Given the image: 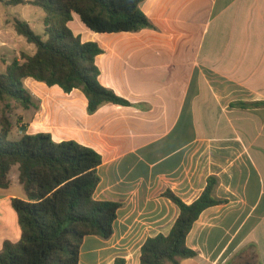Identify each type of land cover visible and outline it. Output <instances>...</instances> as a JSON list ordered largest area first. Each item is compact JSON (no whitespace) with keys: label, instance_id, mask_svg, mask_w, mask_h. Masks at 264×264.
<instances>
[{"label":"crops","instance_id":"0c3cea01","mask_svg":"<svg viewBox=\"0 0 264 264\" xmlns=\"http://www.w3.org/2000/svg\"><path fill=\"white\" fill-rule=\"evenodd\" d=\"M140 8L155 29L82 39L103 50L100 83L131 106L89 114L81 90L26 80L35 103L26 132L97 151L94 198L121 205L113 235L87 236L79 264H140L146 240L168 235L179 216L165 193L192 204L211 176L224 203L194 223L186 243L197 255L180 264H264V107L238 105L264 102V0H145ZM9 188H0V250L21 235L11 200L26 196Z\"/></svg>","mask_w":264,"mask_h":264},{"label":"trees","instance_id":"16d2710c","mask_svg":"<svg viewBox=\"0 0 264 264\" xmlns=\"http://www.w3.org/2000/svg\"><path fill=\"white\" fill-rule=\"evenodd\" d=\"M145 0H0L7 6L34 5L44 10L45 36L30 24L15 19L14 29L36 46L33 55L21 53L0 74V188L7 189L14 166L25 199L13 198L12 207L21 229L16 242L6 240L0 250V264H79L81 247L87 236L109 239L121 205L94 198L101 181L98 168L102 156L73 140L56 142L50 133H22L10 139L15 124L8 111L15 101L25 110L35 106L24 80L32 78L48 87L58 86L69 94L81 90L88 100V113L110 103L131 106L128 100L104 87L99 80L96 58L103 50L98 43L84 42L69 27L74 14L92 32L133 33L155 29L141 10ZM245 107H264V102L240 103ZM22 122V116L18 117ZM218 178L211 176L201 196L186 204L172 191L165 197L180 209L168 235L146 240L140 264H180L197 253L187 246V236L200 215L224 203L215 196ZM114 264H126L117 258Z\"/></svg>","mask_w":264,"mask_h":264},{"label":"rangeland","instance_id":"374dc122","mask_svg":"<svg viewBox=\"0 0 264 264\" xmlns=\"http://www.w3.org/2000/svg\"><path fill=\"white\" fill-rule=\"evenodd\" d=\"M46 14L43 9L34 5H17L7 6L0 4V26L2 31L0 33V74L5 73L7 66L11 64L15 59L20 57L21 53H27L33 55L36 52V46L30 44L23 36L19 35L14 29V21L16 18L27 21L32 29L44 39L45 36V20ZM77 25L84 28V31H80L79 35L83 40L95 34L83 25L78 17H73L71 21V29L77 32L79 29ZM24 80L25 88L30 91L31 83ZM37 83H39L37 81ZM35 102H38L35 100ZM2 107L5 104H0ZM34 112V108L25 110L15 101L11 102V111H8L12 121L15 124L14 131L10 135V139L16 140L20 138L23 132H25L29 126L30 117ZM22 116V122H18V117ZM23 130V131H22ZM19 169L18 166H14L9 178L11 179L10 188L4 191L5 194H14L16 197H25V193L22 185L19 183ZM1 195V189H0ZM13 212H15L13 210Z\"/></svg>","mask_w":264,"mask_h":264}]
</instances>
